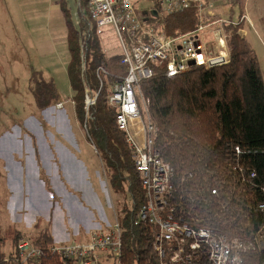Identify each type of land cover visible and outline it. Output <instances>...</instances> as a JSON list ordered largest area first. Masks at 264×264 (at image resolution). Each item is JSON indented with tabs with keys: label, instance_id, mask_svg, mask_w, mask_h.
Listing matches in <instances>:
<instances>
[{
	"label": "trees",
	"instance_id": "16d2710c",
	"mask_svg": "<svg viewBox=\"0 0 264 264\" xmlns=\"http://www.w3.org/2000/svg\"><path fill=\"white\" fill-rule=\"evenodd\" d=\"M230 1L234 6L230 21L234 22V8L239 9L235 24L226 27L230 62L210 69L198 66L177 76L160 73L142 83V91L158 127L155 148L174 170L168 211L174 208L175 218L191 227L208 226L231 239L252 242L254 248L243 255L242 264H264V212L259 209L264 203V77L249 40L240 33L246 0ZM79 5L80 20L75 24L66 2L61 4L68 27V75L75 91L76 117L104 166L111 189L129 199L121 203L117 214L121 248L114 264H162L154 249L155 227L134 220L146 199L133 151L109 103L118 79L109 75L101 81L98 77L99 67L108 69L110 63L87 0H79ZM151 20L169 37L191 32L201 22L195 7ZM86 87L99 92L88 114ZM31 91L39 112L61 103L55 82L45 79L42 72L32 73ZM46 187L54 194L48 179ZM43 222L37 221L31 235L15 225L3 229L0 223V264H66L53 251L52 218ZM24 240L39 249L41 256L17 260L15 254ZM8 241L12 251L7 254Z\"/></svg>",
	"mask_w": 264,
	"mask_h": 264
},
{
	"label": "rangeland",
	"instance_id": "374dc122",
	"mask_svg": "<svg viewBox=\"0 0 264 264\" xmlns=\"http://www.w3.org/2000/svg\"><path fill=\"white\" fill-rule=\"evenodd\" d=\"M63 1L78 24L79 0H0V223L3 229L15 225L31 235L39 219L45 225L52 218L55 239L69 236V243H74L108 231L121 203L129 199L111 189L76 117ZM212 4L219 17L229 19L230 0H212ZM153 6V1L140 4L145 10ZM234 10L236 21L239 9ZM246 13L247 39L264 77V0H246ZM102 43L109 72L124 73L117 64L121 51L112 28H106ZM33 72L55 82L64 108L39 112L31 91ZM4 251H12L10 241Z\"/></svg>",
	"mask_w": 264,
	"mask_h": 264
},
{
	"label": "built area",
	"instance_id": "2783aa9c",
	"mask_svg": "<svg viewBox=\"0 0 264 264\" xmlns=\"http://www.w3.org/2000/svg\"><path fill=\"white\" fill-rule=\"evenodd\" d=\"M145 1H153L154 6L145 10L140 7ZM87 7L97 34L103 38L106 28H112L121 51L117 64L124 73L113 75L99 67L97 75L101 81L109 75L118 79L111 88L109 103L116 110V125L133 151L146 199L134 215L135 222L155 227L154 249L162 264H242L243 255L254 248L252 242L231 239L208 226L191 227L175 218L174 208L168 211L174 170L155 148L158 127L150 118L149 101L142 91V83L160 73L177 76L198 66L210 69L228 64L226 27L237 20L219 17L212 0H87ZM191 7L198 10L200 25L178 37L167 36L151 20ZM240 21H247V16ZM243 30L240 33L245 36ZM191 62L196 65L191 66ZM81 68L84 76V53ZM98 96L99 92L86 87L87 114ZM56 107L64 108V103ZM212 193L216 195L218 190ZM259 209L264 212V203ZM120 248L121 230L116 219L108 231L92 233L84 242L55 243L53 251L66 264H104L108 260L114 264ZM40 256L41 251L27 240L20 243L15 254L17 260L26 261Z\"/></svg>",
	"mask_w": 264,
	"mask_h": 264
},
{
	"label": "crops",
	"instance_id": "0c3cea01",
	"mask_svg": "<svg viewBox=\"0 0 264 264\" xmlns=\"http://www.w3.org/2000/svg\"><path fill=\"white\" fill-rule=\"evenodd\" d=\"M244 15H246L247 16V21H250V19H249V16L247 15V13H246V8H245V14ZM238 19V18H237ZM247 21H245V25H246V22ZM244 30V32H245V37H248V31L245 29V26H244V28H243ZM52 233H53V231H52ZM53 236H54V239H55V235H54V233H53ZM55 242L56 243H69L70 242V238H69V236L68 237H66V238H61V239H59V240H56L55 239ZM82 242H84V241H82Z\"/></svg>",
	"mask_w": 264,
	"mask_h": 264
},
{
	"label": "water",
	"instance_id": "95a60500",
	"mask_svg": "<svg viewBox=\"0 0 264 264\" xmlns=\"http://www.w3.org/2000/svg\"><path fill=\"white\" fill-rule=\"evenodd\" d=\"M153 14H154L155 16H157V12H156V11H153ZM190 64H191V66H195V65H196L194 62H191Z\"/></svg>",
	"mask_w": 264,
	"mask_h": 264
}]
</instances>
